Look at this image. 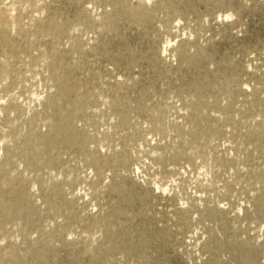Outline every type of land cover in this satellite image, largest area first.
Here are the masks:
<instances>
[{"label":"rangeland","instance_id":"rangeland-1","mask_svg":"<svg viewBox=\"0 0 264 264\" xmlns=\"http://www.w3.org/2000/svg\"><path fill=\"white\" fill-rule=\"evenodd\" d=\"M0 264H264V0H0Z\"/></svg>","mask_w":264,"mask_h":264},{"label":"bare ground","instance_id":"bare-ground-1","mask_svg":"<svg viewBox=\"0 0 264 264\" xmlns=\"http://www.w3.org/2000/svg\"><path fill=\"white\" fill-rule=\"evenodd\" d=\"M68 122H69V119H64L62 120V122L57 123L59 125L56 124L57 126L54 125L52 127L53 129L52 132L42 133L47 138H42L43 135L38 136L37 138L38 144H36V146L31 148L29 152L38 157H42V155L47 151V148L42 146V144L45 143V140H47L48 143L51 144V146L53 147H57L58 145L59 146L60 145H71V144L73 145L76 142V140L78 141V139H76V137L74 136L72 127H70V130H67L69 126ZM63 123L65 124L63 125ZM93 163L96 165L98 162L96 159H93ZM5 164H7V161Z\"/></svg>","mask_w":264,"mask_h":264}]
</instances>
